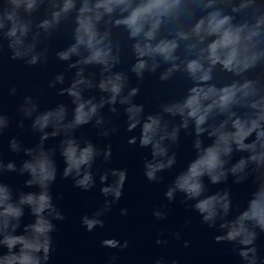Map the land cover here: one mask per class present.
<instances>
[{
  "label": "clouds",
  "instance_id": "obj_1",
  "mask_svg": "<svg viewBox=\"0 0 264 264\" xmlns=\"http://www.w3.org/2000/svg\"><path fill=\"white\" fill-rule=\"evenodd\" d=\"M63 28L68 42L53 47ZM114 29L130 42L126 71L117 67L122 48ZM0 40L9 60L27 68L45 67L54 53L63 68L49 74L46 86L69 98L41 109L38 97L25 95L17 106L22 119L16 126L29 121L35 140L25 146L12 136L7 149L23 158H0V177H26L22 188L0 180V264H48L53 221L64 219L53 201L58 174L84 192L96 186L98 175L101 194L112 197L105 210L120 198L127 169L94 167L111 162L112 147L78 135L86 125L105 138L119 131L105 127L106 105L116 116V105L123 106L125 133L139 126V135L125 142L150 150L143 160L150 183L177 164L181 134L190 138L192 156L164 196L171 202L182 193L191 201L213 230V242L228 245L236 264H264V0H0ZM146 76L162 85L181 78V92L146 111L134 102ZM16 91L10 87L8 94ZM9 125L0 114V133ZM50 140L55 143L46 144ZM233 187L244 190L240 202ZM26 210L32 219L22 224ZM99 214L82 217L87 230L102 223ZM153 215L163 218L160 211ZM103 244L116 247L117 241Z\"/></svg>",
  "mask_w": 264,
  "mask_h": 264
},
{
  "label": "water",
  "instance_id": "obj_2",
  "mask_svg": "<svg viewBox=\"0 0 264 264\" xmlns=\"http://www.w3.org/2000/svg\"><path fill=\"white\" fill-rule=\"evenodd\" d=\"M69 36L66 28L61 29L53 47L66 44ZM113 39L119 40L122 48L121 64L117 67L126 71L132 62L128 51L130 42L119 29L113 30ZM8 55L6 41L0 40V114L7 115L10 120L9 127L0 133V158L14 159L19 163L23 153L8 151V139L16 136L25 146H31L35 140L29 130V121H24L23 129L16 126L17 121L22 119L17 106L23 96L38 97L41 109L56 102L67 104L69 98L57 96L54 89L46 86L49 74L63 68L62 63L55 61L54 53L50 54L49 63L43 68H27L20 62L9 60ZM13 86L17 89L16 94L9 95L8 89ZM63 86H67V79ZM130 86H136L134 77L130 79ZM139 87L140 92L134 97V102L144 103L146 111H153L162 100L180 94L181 78L162 85L155 77L146 76ZM116 107L119 116L108 113L107 105L101 111L110 121L105 127L114 124L119 128L117 133L105 138L97 134V129L86 125L79 130L78 135L91 139L101 147L111 145V162H98L94 167L100 170L108 167L127 169L121 196L105 210V199L111 201L112 197L101 194L98 175L96 186L84 192L74 188L71 180H61L58 174L57 182L52 187L53 201L64 219L53 221L56 227L52 233L53 250L48 264H157L158 261L159 264H236V258L228 245L213 242V230L201 223L200 216L191 207V201L184 202L182 193H177L171 202L164 196L176 173L192 156L190 138H184L181 134V142L175 149L177 164L172 169L158 173L159 182L150 183L143 176V160L145 157L150 158V150L126 144V137L139 135V126L133 132L125 133L123 106ZM53 143L55 141L52 140L46 142ZM57 165L58 168L63 167L58 155ZM25 178L9 173L0 177V180L13 188H22ZM216 187L213 186L212 190ZM232 191L236 202H240L244 190L233 187ZM121 209H125L126 214L122 215ZM154 211L162 212L163 218L155 217ZM97 212L100 214L96 218L102 223L87 230L82 224V217L91 219ZM31 219L26 210L22 224L31 222ZM106 240L117 241V246L103 244ZM260 247L264 252V237H261Z\"/></svg>",
  "mask_w": 264,
  "mask_h": 264
}]
</instances>
